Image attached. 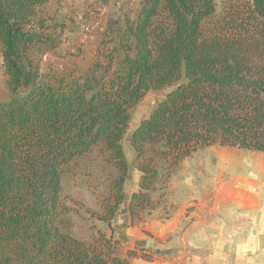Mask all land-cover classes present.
<instances>
[{
  "label": "trees",
  "instance_id": "1",
  "mask_svg": "<svg viewBox=\"0 0 264 264\" xmlns=\"http://www.w3.org/2000/svg\"><path fill=\"white\" fill-rule=\"evenodd\" d=\"M48 0H0V57L10 93L0 102V264H129L118 242L85 244L62 234L61 178L102 145L119 177L128 110L151 90L170 88L132 132L141 173L128 205L150 207L156 161L170 172L209 146L264 153V0L212 22L214 0H142L100 38L83 75L38 83L36 47H55L41 9ZM21 90H25L21 92Z\"/></svg>",
  "mask_w": 264,
  "mask_h": 264
},
{
  "label": "crops",
  "instance_id": "2",
  "mask_svg": "<svg viewBox=\"0 0 264 264\" xmlns=\"http://www.w3.org/2000/svg\"><path fill=\"white\" fill-rule=\"evenodd\" d=\"M94 2L48 0L41 14L46 24L62 23L76 33L88 28L80 14ZM131 150L128 203L140 178ZM149 198L156 206L146 218L117 224L119 232L109 233L121 240L129 264H264V153L216 145L199 149ZM164 208L168 214L161 218Z\"/></svg>",
  "mask_w": 264,
  "mask_h": 264
},
{
  "label": "rangeland",
  "instance_id": "3",
  "mask_svg": "<svg viewBox=\"0 0 264 264\" xmlns=\"http://www.w3.org/2000/svg\"><path fill=\"white\" fill-rule=\"evenodd\" d=\"M141 2L142 0H97L90 4V9L81 10L80 21L89 26L86 30L83 28V31L78 30L76 33L69 28L70 26H68L69 30L66 29V25L62 23H45L44 27L49 33H53L52 37L57 40V44L55 47L40 45L32 53V57L39 62L38 83L53 86L61 76H67L70 73L83 75L96 58L104 30L109 29L118 19H122L124 14L135 18ZM248 2L249 0H214L215 13L212 22L218 25L220 19L228 12L235 8L242 9ZM70 21L74 24L73 19ZM6 81L7 77L3 72L0 57V102L10 98ZM24 91L21 90V92ZM169 91L168 87L148 91L135 106L128 110L130 119L121 140L126 162L131 159L132 132L152 113L156 104ZM114 164V159L109 152L102 145H98L66 168L61 178L62 212L56 221V226L62 234L90 245L96 242L100 235L111 238L110 232H119L117 224L122 226L132 224L135 220L146 218V215L155 209V202L150 200L149 195L158 187L159 191L164 188L168 178L164 169L166 163L163 160H157L155 163L157 177L151 184L152 190L147 193L150 207L138 211L134 220L130 219V221L127 218L129 195L125 189V181L128 177L133 184L134 180H131L133 164L130 163L127 168L121 190V201L116 207L114 203L119 194L116 188L112 189V185L119 177V171ZM134 166L138 167L137 159ZM139 183L140 178L138 185ZM160 214L161 218H165L168 210L164 208ZM113 241L118 242L117 251L122 256L121 240Z\"/></svg>",
  "mask_w": 264,
  "mask_h": 264
}]
</instances>
